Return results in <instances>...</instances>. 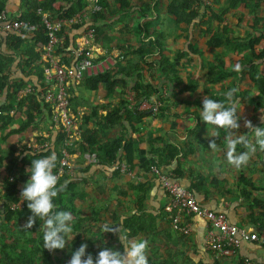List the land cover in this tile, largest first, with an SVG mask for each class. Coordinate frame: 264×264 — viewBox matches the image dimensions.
<instances>
[{
  "label": "trees",
  "instance_id": "trees-1",
  "mask_svg": "<svg viewBox=\"0 0 264 264\" xmlns=\"http://www.w3.org/2000/svg\"><path fill=\"white\" fill-rule=\"evenodd\" d=\"M206 1L209 4H204L200 0L167 1L166 14L171 17L178 31L183 34L185 41L184 46L175 50L172 57L163 54L164 42L160 40L149 41L150 48L146 52L141 49L131 50L126 45L124 48L131 52L128 54L131 56L125 59L124 55L126 54L124 53L122 55L124 60L118 62L115 70L84 77L81 86L88 89L93 95H96L98 89L103 86L107 94L118 91L120 98L123 99L119 100L118 105L104 110L101 124H96L98 132L90 130L86 126L87 123L97 119V110L102 105L97 104L89 115L83 116V124L80 126V141L70 150L72 153L76 148L80 160L74 163L70 171L63 169L57 179L58 196L54 200L55 210H68L73 214L74 231L80 228L78 225L82 222L88 221L87 224H89V222L96 221L98 213H108L107 223L116 224L119 229H127L128 235L131 237L147 241L145 249L147 264H181L178 258L184 255L181 245L184 243L185 237H177L171 230L167 214L164 212L165 203L156 207L155 210L146 208L148 193L154 185L152 177L157 179L154 169L161 174L163 170L169 169L170 176L180 185L184 180L188 181V187L181 186L190 191L194 197L196 196V200L200 194L205 199L207 185L214 191L220 188L223 193H229L222 187L221 181L213 178L209 183H205L191 170L185 171L186 169L181 168V163L185 162L186 156L193 150L191 143L182 148L178 144L165 142L163 137L159 136L155 138V141L159 142L160 146L152 144L144 149L140 145V138L136 137L134 138L136 141H132L127 137L128 134L137 131L135 126L144 123L150 117L161 120L185 118L191 122L185 132L187 136L189 133L190 140L197 142V135L201 131L198 113L186 110L183 113L178 112L184 103V95L195 93L200 85L195 76L187 73L183 75L177 70L186 65L185 63L191 62L192 57H195L197 62L200 61V69H204L200 59L202 54L197 49L193 32L198 31L200 36L206 38L204 43L210 50L230 47L233 52L245 50L248 53L247 57L238 58L239 68L234 72L226 68L221 55L213 54L205 67L203 94L210 98L223 100L222 93L228 89L236 88V84L227 86L222 92H216L213 87L231 79L233 74L240 75L241 69H246L247 78L255 91L253 96L248 97V104L253 111L261 110L264 113V48H255L261 41H264V13L259 15L256 11L261 8V5L264 7V0ZM137 2L135 8L139 22L135 29L143 34L144 39H151L150 35L144 36V33L150 30V23L146 19L157 13V4L154 0H137ZM97 3L100 10L92 13L89 0H22V10L12 15L11 18L33 24L36 26L35 30L32 32L21 30L18 33L0 32V140L7 144L5 148L0 147V218L2 223H8L18 217L25 225L30 213L25 203L19 200L20 189L27 178L25 169L29 166L30 159L35 156L55 153L56 162L52 171L57 174L60 147L65 140L62 130H57L55 135L48 134L47 139L40 135L49 128V125H52L50 106L44 102L42 96L46 86L42 75L41 53L48 41V30L42 23L41 17L45 15L50 25L61 24L55 32L59 41L53 54L60 57L62 60L60 62L66 63L67 58L71 57V52L74 50V37L84 36L87 29L92 27L95 30V41L96 35L101 31L102 24L108 17H112L120 9L129 6L127 0H97ZM116 3L120 8L114 12L113 8ZM239 9L247 10L252 15V31L243 37L231 36L232 31L225 22V17L230 12L237 16L239 22H242L244 15ZM2 11H6L4 0H0V13ZM82 12L87 16V20L83 24L67 23L76 15H82ZM151 35L157 39V35ZM149 56L152 58L157 56V58L152 59ZM230 56L233 58L234 54L230 52ZM96 60L99 59L96 58L94 61ZM151 70L155 71L157 79L149 74ZM145 72L149 77L144 83L143 73ZM14 76L17 77L14 78ZM32 77L35 78V83H32ZM131 78H135V81L132 79L133 86L129 88L128 80ZM118 82L121 84L119 90L116 87ZM28 85L33 87L34 92L17 99V92ZM75 86L77 85H72L70 89ZM150 98L156 102L155 113L152 108L146 111L139 109L141 101L150 100ZM78 103L76 98L70 99L69 109L75 112V106ZM258 116L259 114H257ZM40 122L43 123L44 130L40 127ZM261 123L260 120L252 125L260 126ZM32 130L40 131L37 136L32 137V141L40 145V148L33 149L26 146L19 148L17 143L8 142L10 137H18L27 131L30 133ZM111 130H118V133L116 132L114 137L105 142L97 135L102 131L108 133ZM207 143L203 141L202 145L207 147ZM236 148L238 152L243 150L240 145H237ZM257 152L264 154V151L258 150ZM92 154L96 160L95 166L84 167V156H92ZM121 163L125 165L126 171L121 173L116 169L111 174L116 178L131 175L133 181H129V185L130 188H134L135 194L129 215L123 211L122 201H117L111 211H108V207L105 208L102 204L105 191L101 181L106 178V174H109L110 165ZM261 163L263 164V162ZM92 185H95L92 193H86V189ZM160 189L167 198L162 185ZM253 190L259 189L240 173L236 180L233 196L246 202L249 201L241 216L242 225H250L257 229L260 235H263L264 198H251L250 192ZM118 193L125 196L122 190H119ZM85 202L91 205L88 210L89 214L79 219L81 208L84 206L82 204ZM18 204H21L22 207L18 208ZM12 205L15 206L14 209H10ZM162 223L163 225H160ZM41 226L42 221L39 219L34 220L30 228L24 226L28 234L22 240V247L18 248L12 245L17 243V240L9 238L10 243H8L5 237L0 235V264H53L51 251L42 248ZM80 243L78 240L69 242L74 248ZM83 243L88 245L86 252H90L93 257L101 247L120 248L116 233H106L105 238H98V235H94V239L86 240ZM239 264H242L241 260Z\"/></svg>",
  "mask_w": 264,
  "mask_h": 264
},
{
  "label": "rangeland",
  "instance_id": "rangeland-1",
  "mask_svg": "<svg viewBox=\"0 0 264 264\" xmlns=\"http://www.w3.org/2000/svg\"><path fill=\"white\" fill-rule=\"evenodd\" d=\"M239 10L244 15L242 22H239L237 19V16L231 12L226 15L225 22L232 31L231 36L243 37L248 32L252 31L251 30V20H250L251 14H249L248 11L246 10L245 11L243 9H239ZM160 11H161V15L163 16V18L161 17L160 14L155 15V16H158V20L162 19L160 24L158 23V28H155L153 26V23L149 21L150 20L149 18H147L146 20H148L151 25V26L149 25L150 31L160 32L161 38L163 37L164 40L166 41L168 40V38L163 33L162 28H164L168 32V34L171 35L177 32V27L173 23V20L166 15V12L163 8H161ZM262 13L264 12L261 9H259L258 14L261 15ZM132 31H133V28H132ZM193 35H194L193 36L194 39L196 40L195 43H196L197 49L202 54L200 56V59L202 61V66L204 69H200V61L197 62L195 60V57H192L193 60L191 62L185 63L186 65L179 67V69L177 70L180 74L183 73V75H185V73H187V74L195 76L200 85L195 93L184 95L183 97L184 103L178 109L179 113H183L184 110L195 111L198 113L201 100L205 96L202 92V87L204 85L205 67H206L207 62L211 59L213 54L221 55L223 57L226 68L228 70H232L233 72L237 71L236 65H239L237 62L238 58L242 56H245V57L248 56L247 51L237 50L233 52L230 47L210 50L205 46L204 42L206 38H204L203 36H200L198 31L193 32ZM167 45L168 47L164 48V53L165 55H169L170 57H172L176 46L174 44L173 46H171L170 40L167 41ZM255 48L257 49L264 48V41H261L260 44L257 45ZM168 51L170 53H168ZM230 52L234 54L233 58H231ZM126 56L128 57V54L124 55L125 59H126ZM117 61L120 62L119 59H117ZM239 73L240 75L233 74V77L231 79H227L223 82H220L213 87V89H215L216 92H222L224 91L225 88H227V86H230L231 84L233 85V83L236 84V88H235L237 92L236 96H239L238 102L241 104V111L238 113V115L241 117V120L239 121L240 127L236 130L238 134L246 130L243 126V120L245 119L249 120L251 124H253V123H256L257 121L259 122L260 116L264 115V113L261 110L257 112L253 111L252 107L248 104V101H247L248 97L253 96L255 94V91H254V88L252 87V84L247 78L246 69H241ZM150 75H152L153 77L155 76L157 79V74L155 73L154 70L150 71ZM241 76H244V78H241ZM153 113L155 112L153 111ZM257 114H259L258 117H257ZM152 116H154V114H152ZM188 121L185 118L184 119L180 118L176 120H173V119L160 120L159 118L150 117L149 126L154 131V132H151V135L154 133V135H157L156 137L162 136L163 139H166L168 135H170V138L177 135V138H178L181 136V134H183L186 131L185 129L190 125L191 122L189 121L188 123ZM169 123L172 124V127H173L172 131L171 130L166 131V126L169 125ZM200 126H201V131L197 135V140H198L197 142L194 140L192 141V139L190 140L189 133H188V136L187 135L185 136L184 145L186 146L187 144L191 143L193 150L191 154H188L186 156V163L184 164L188 166L187 168L195 170V172H198L202 178H205L206 183H209V181L213 178L218 179L219 181H223L222 187L227 189L229 193L222 196L221 200L226 201L229 204V206L232 207L233 210L235 211L234 215H239L238 217L241 219V216L245 211V205L247 202L249 203V201L246 202V201L240 200L237 197L233 196V193L235 191V184H236L237 177L240 175V173H242L246 179L252 181L258 187L259 190H253L250 192L251 198H264V154L260 152L252 153L249 157V160L244 166H242L239 169L233 168L230 165H228L224 159L225 145L223 141V133H221L220 136L216 139V143L218 147L215 151H213L209 148H205L202 145L203 141L208 142V140L211 139V137H206L205 135L206 126L202 121H200ZM38 132L40 131H34V130L30 131V133H34V136H37L39 134ZM30 133L29 131H27L25 133V136H30ZM25 136L23 134L18 137H10L8 142L17 143L18 145H20L23 141H27V138ZM177 141H180V140H177ZM142 142L143 141L141 140L140 144H142ZM6 145H7L6 143H3L0 140L1 148H5ZM78 155L79 154H77L75 159L73 160L74 163L77 162V160H80ZM261 162H263V164ZM167 174H169V172ZM113 179L114 180L108 181L107 185L101 182V184H103L104 186L103 190L105 191V195H103V198H102V204L105 208L108 207V211H111L114 205L120 199V194L118 193L120 189L124 191L125 195L127 196V197L125 196L126 199L122 200L123 211L129 214L132 208L133 197L135 194L134 188L133 187L130 188L129 182L127 184L122 183L123 186L117 185V182L119 181V179H116V178H113ZM127 180L133 181L131 178H128ZM94 186L95 185L89 186L86 189V193H92ZM218 190H220V188ZM218 195H216L217 198H220V194ZM82 205L84 206L82 207L83 210L81 208V212L78 216L79 219H81L84 215L87 216L89 214L88 210L90 209V206H91V205H88L87 202L83 203ZM107 216H108V213L106 214L98 213L96 221L89 222V224H87L88 221L80 223V225H78L80 228L75 230L77 233L74 235L72 240H78L79 243L80 242L82 243L86 240L89 241L91 239H94V235H98V238H101V237L105 238L106 233L101 234V229L99 226L102 223L108 222ZM113 227L116 229V233H118L119 228L117 227V225L115 224L113 225ZM27 234L28 233H27L26 228L21 223L18 217L13 218L8 223H2L1 218H0V235L4 236L8 243H10L9 238L12 240H17L18 242L12 245H14L17 248L22 247L21 245L22 240L25 237H27ZM72 250H74V247L71 246L69 243H66L64 249L51 251L53 261H54L53 264H67V261L70 258V254Z\"/></svg>",
  "mask_w": 264,
  "mask_h": 264
},
{
  "label": "crops",
  "instance_id": "crops-1",
  "mask_svg": "<svg viewBox=\"0 0 264 264\" xmlns=\"http://www.w3.org/2000/svg\"><path fill=\"white\" fill-rule=\"evenodd\" d=\"M127 1L129 2V6L126 8L120 9V11L117 12V14H114L112 17H108V19L102 24L103 28L101 29V31L98 32V34L96 35L95 41L92 43V48L95 51L96 58H98L102 61H106V65H105L104 69L99 71V73H101L103 71L104 72L105 71L111 72V71L115 70L116 65L118 64L117 59H119V61L121 62L124 60V58L122 56L124 53L125 54H131V52H129L126 48H124L126 45L129 46V48L131 50L141 49L144 52L148 51L150 48V46L148 45L149 41H154V40L163 41L164 42V46H163L164 48L168 47L167 41H169V40H170L171 46H173V44L176 46L175 50L181 49L184 46L185 41L183 38V34L181 32H179L178 29H177L176 33L169 35L168 32L164 28H162L163 33L168 38V40H166V41L164 40L163 37L161 38L160 32L150 31V30L145 32L144 36L146 34L150 35L151 39H148V38L144 39L143 34H140V32H138L135 29L136 25L139 22V16H138L136 8H135V5L138 2H137V0H127ZM159 1H160V3H159ZM167 1L168 0H154L155 4H157V8H156L157 13L153 14L151 16V18H149L150 19L149 21L151 23H153V26L155 28H158V23L160 24V22L162 20V19L158 20V16H155V15H158V14L161 15L160 9L163 8L165 10ZM4 2H5V10H6L5 12L9 17H11L12 15H15L18 11L22 10V0H4ZM260 7L261 8H259V9H261L264 12L263 5H261ZM119 8H120L119 4L116 3L115 7L113 8V11L116 12V10H119ZM258 10H256V11H258ZM251 16H250V20H251ZM161 17L163 18L162 15H161ZM169 18H171V17H169ZM180 27H183V26H180ZM132 28H133V31H132ZM118 33H119V35H118ZM122 33H124V34H122ZM151 34L157 35V39L154 38ZM73 42H74V47H73L74 49L77 46L78 47L81 46L83 44V36L80 35V36L74 37ZM164 48H163V54L165 55ZM152 51L154 52L155 50H152ZM168 53H170V52L168 51ZM128 56L130 57L131 55H128ZM57 57L59 58V60H61L59 56H57ZM120 57H122V58L120 59ZM149 57L152 58V56H149ZM155 57H157V56H153L154 59H156ZM127 58L128 57L126 56V59ZM73 62H74V59L72 58V56L71 57L69 56L66 60V63H64V64L71 65ZM149 74H150V72H149ZM143 75H144V77H143L144 81L143 82L145 83V82H147V78L149 77V75L146 72L143 73ZM90 76H93V75H90ZM90 76H86V77H90ZM16 77L17 76H14V78H16ZM31 79H32V83H35V78L32 77ZM132 79L133 78L128 80L129 88H131L133 86ZM133 81H135V78L133 79ZM116 87L119 90L121 88V84L118 82L116 84ZM70 94H71V99L76 98L78 100L79 103H78V105L75 106V111H80L82 113V118L84 115H89L92 111V108L95 107L97 104L102 105V107H100L97 110V119H95L94 122L91 121V122L87 123V126H86L88 129L93 130V131L95 130L96 132L99 131L96 124H98V123L101 124V120H102L104 113H105L104 110H106V108H111L113 106L118 105L119 100L123 99V98H120L118 91H116L112 94H107V92L104 90L103 86H101V88L98 89V91L96 92V95H93L88 89H85L81 86V82L77 86L70 89ZM154 105H156L155 100L150 98V100L141 101V103L139 104V109L146 111V110L150 109V107L152 108ZM188 123H189V121H188ZM81 124H83V121L81 122ZM48 125H49V123H48ZM145 125H147V126H145ZM190 125H191V123H190ZM40 127L43 128V130L45 129L43 123H40ZM135 127H136L137 131L134 133L132 132V133L128 134L127 137L129 138V140L132 139V141H136L134 138H136V137L140 138V142H141V140L143 141L142 144H140V145L144 149L148 148L152 144L155 146H160V143L155 141V137L157 135H154V133L151 135V132H154V131L149 126V118L144 123L139 124ZM172 128H173L172 124L169 123V125L166 126V131L167 130L172 131ZM200 128H201V126H200ZM117 131L118 130H111V132H108V133L107 132L104 133L102 131L101 133H97V135L99 136V138L103 142H105V141L109 140L110 138L114 137L118 133ZM44 132L42 133V135L45 136L47 139L48 134L49 135H55L56 130L53 128L52 125L51 126L49 125V128L45 129ZM186 135H187L186 132H184L183 134H181L180 137H178L179 139L177 138V135L173 136L172 138H170V135H168V137L164 140L167 143L178 144L183 148L185 146L184 140H185ZM24 136H25V133H24ZM33 136H34V133L30 134V136H25L27 138V141H23L20 145L23 144L22 145V147H23L26 144H28L29 141L32 140ZM160 137H162V136H160ZM177 140H180V141H177ZM146 143H147V145H146ZM20 145L17 144V146L19 148H20ZM205 148H208V147H205ZM72 154L74 156L73 157V160H74L76 155L78 154L76 148H75V151L72 152ZM85 156H87V155H85ZM85 156H84V158H85ZM92 156L94 157V154H92ZM94 159H95V157H94ZM95 163H96V160H95V162H89V163H87V161L85 160L83 163V166L84 167H86L88 165L95 166ZM184 163H186V159H185V162L183 161L181 163L182 169L191 170L194 174H196L197 177L200 176V179H203L202 182L206 183L205 178H202L198 172H195V170L187 168L188 166ZM73 164H74V162H73ZM108 171H109V174H106V178H104L101 181L102 183H104L106 185H107L108 181L114 180L113 178H116L115 176H113V174H111L113 171H115V169L112 167V165H110V168ZM169 171H170L169 169L168 170L166 169V170H163V173L168 175L167 173ZM128 178H131L130 174L128 177L120 176V178H116V179H119V181L117 182V185L123 186L122 183L127 184L129 182L127 180ZM152 179L154 180L153 189L150 191V193H148V196L146 199V208L148 210H155L156 207H158L159 205H163V203H165L164 205H166V203H167V198L163 195V193L160 189L161 185H160V182H158L159 180H157L158 178L156 179L155 177H152ZM221 182L223 184V181H221ZM134 183H137V182H134ZM181 183H182V181H181ZM181 185H183L184 187H188V181L184 180ZM205 191L207 194L205 199H203L201 197V194H200L199 198H197L198 202L201 204L202 207H205V208L210 209V210L222 212L225 215L227 221L230 222L231 224H234L238 227H243V228L247 229L249 232H255L258 235H260V232H258L257 229L253 228L252 226L242 225L241 219L238 217L239 215H234L235 211L233 210V208L230 207L226 201L221 200L222 196L226 195L227 193H223L221 190L214 191L208 185L205 187ZM210 194H212V195H210ZM218 194H220V198H217L216 195H218ZM125 196L123 197V195H120V199L118 200V202L122 201L123 199H126L127 196L126 197ZM184 220L189 223L190 233L187 236H184L185 237L184 243H182V245H181V250L184 252V255H182L178 258L179 263H181V264H218V263H221V264H239V262L241 260L242 264H246V262H248L250 264H264V247H262L258 244H255V243H242L239 246V248L237 249L235 255L233 257H231L230 260H222V261L215 260L213 255H211V253L209 251H207L204 247V239H205V233H206V222L204 221V219L192 216V217H187ZM162 225H163V223H162ZM174 235L177 237L182 236V235H179L176 233H174Z\"/></svg>",
  "mask_w": 264,
  "mask_h": 264
},
{
  "label": "built area",
  "instance_id": "built-area-1",
  "mask_svg": "<svg viewBox=\"0 0 264 264\" xmlns=\"http://www.w3.org/2000/svg\"><path fill=\"white\" fill-rule=\"evenodd\" d=\"M200 1L208 4L206 0ZM89 2L92 13L100 10L97 0H89ZM41 20L48 30V41L41 53L43 62L42 75L46 86L42 96L44 102L50 106V118L53 128L56 131L62 130L65 135V140L60 147L58 172L56 174L58 178L63 169L70 171L73 168L74 156L70 150L76 146L81 138L82 113L80 111L73 112L69 109L70 87L78 85L86 76L99 73V71L104 69L106 61L100 59L94 61L96 55L92 48V43L95 37V30L90 27L83 36V44L79 47L77 46L71 52L74 62L71 65L60 62L59 58L53 54V50L59 41L55 32L61 24L50 25L45 15H42ZM86 20L87 16L82 12V15H76L74 18L69 19L67 23L77 22V24H83ZM35 28L36 26L33 24L9 17L4 11L0 13V32L2 33H18L21 30L32 32ZM32 92H34L33 87L26 86L17 92V99ZM155 109L156 105L152 107L153 111ZM43 137L46 138L45 136ZM25 146L33 149L41 147L32 140ZM85 158L87 163L95 162L93 156H85ZM112 167L115 170L118 169L121 173L126 171L123 163L119 165L112 164ZM154 172L167 194L168 200L164 207V212L167 214L168 224L174 233L182 236H187L190 233L189 223L184 220L187 217L195 216L204 219L206 222L204 247L217 261L230 260L242 243H255L264 247V235L249 232L243 227L229 223L222 212L202 207L194 195L182 187L172 176L158 173L155 169ZM21 207V204H18V208ZM14 208L15 206H10V209ZM246 264L250 263L246 262Z\"/></svg>",
  "mask_w": 264,
  "mask_h": 264
},
{
  "label": "clouds",
  "instance_id": "clouds-1",
  "mask_svg": "<svg viewBox=\"0 0 264 264\" xmlns=\"http://www.w3.org/2000/svg\"><path fill=\"white\" fill-rule=\"evenodd\" d=\"M239 65H236V69ZM236 89L231 88L222 93L224 99H214L207 95L201 100L198 119L206 126L207 147L215 151L218 147L216 139L223 133L224 159L233 168L244 166L252 153L264 151V115L260 116V126H253L249 120H243L246 131L237 133L240 127L241 104ZM261 113V112H260ZM243 149L237 152L236 146ZM55 153L30 159L25 169L26 179L19 192V200L25 203L29 215L25 221L30 228L34 220L42 221V248L49 251L62 250L66 243L72 241L74 235V217L68 210H55V198L58 196L57 175L53 173L55 167ZM115 224H100L102 233H116ZM120 248L114 246L101 247L95 256L86 252L88 245L80 243L71 251L67 264H147V241L142 238L131 237L127 229H119L116 233Z\"/></svg>",
  "mask_w": 264,
  "mask_h": 264
}]
</instances>
